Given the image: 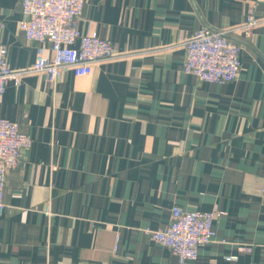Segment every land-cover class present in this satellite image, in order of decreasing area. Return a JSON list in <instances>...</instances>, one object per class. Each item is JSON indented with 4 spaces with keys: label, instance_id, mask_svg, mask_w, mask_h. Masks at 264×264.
Masks as SVG:
<instances>
[{
    "label": "crops",
    "instance_id": "0c3cea01",
    "mask_svg": "<svg viewBox=\"0 0 264 264\" xmlns=\"http://www.w3.org/2000/svg\"><path fill=\"white\" fill-rule=\"evenodd\" d=\"M21 1L0 0V43L21 72L0 117L32 144L6 170L0 262L180 264L146 231L178 205L220 211L185 264H264V0L250 37L229 34L241 64L224 83L183 71L184 40L241 25L253 0H85L80 32L115 54L55 82L28 70L36 42L18 28Z\"/></svg>",
    "mask_w": 264,
    "mask_h": 264
},
{
    "label": "built area",
    "instance_id": "2783aa9c",
    "mask_svg": "<svg viewBox=\"0 0 264 264\" xmlns=\"http://www.w3.org/2000/svg\"><path fill=\"white\" fill-rule=\"evenodd\" d=\"M85 0H22V18L18 28L27 40L36 42L35 58L29 71L45 73L49 81H56L70 69L75 75L88 74L92 65L114 56L112 43L95 33H81L79 20ZM262 0H253L241 25L218 29L202 25L183 43V71L200 81L224 83L234 80L240 70L241 44L229 34L250 37L259 23L253 6ZM4 23L0 19V29ZM48 45V53L46 48ZM8 61V48L0 43V95L9 80L20 78ZM32 144L31 137L21 131L18 122L0 117V212L3 208V190L6 170L15 167L23 149ZM48 212V206L45 209ZM220 211L184 210L178 205L170 208V219L159 229L146 228L151 238L173 252L180 264L195 260L199 246L210 242L214 235L213 220ZM235 258L226 256L227 260ZM0 264H4L1 263Z\"/></svg>",
    "mask_w": 264,
    "mask_h": 264
}]
</instances>
